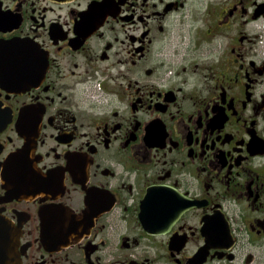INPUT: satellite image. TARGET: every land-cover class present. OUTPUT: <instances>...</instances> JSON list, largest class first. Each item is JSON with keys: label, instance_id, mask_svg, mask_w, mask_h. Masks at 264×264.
Here are the masks:
<instances>
[{"label": "flooded vegetation", "instance_id": "1", "mask_svg": "<svg viewBox=\"0 0 264 264\" xmlns=\"http://www.w3.org/2000/svg\"><path fill=\"white\" fill-rule=\"evenodd\" d=\"M256 21L264 0H0L18 264H264Z\"/></svg>", "mask_w": 264, "mask_h": 264}, {"label": "water", "instance_id": "2", "mask_svg": "<svg viewBox=\"0 0 264 264\" xmlns=\"http://www.w3.org/2000/svg\"><path fill=\"white\" fill-rule=\"evenodd\" d=\"M11 225L0 222V264H18L16 238Z\"/></svg>", "mask_w": 264, "mask_h": 264}, {"label": "rangeland", "instance_id": "3", "mask_svg": "<svg viewBox=\"0 0 264 264\" xmlns=\"http://www.w3.org/2000/svg\"><path fill=\"white\" fill-rule=\"evenodd\" d=\"M256 23H257V24H256ZM256 23L253 24L252 28H253V30H254L255 26H257V30H258V31H257V30H256V31H257L258 33H260L262 30L259 31V29H260L259 27H261V28L263 27V26H262V21H256ZM261 33L264 34V30H263ZM261 33H260V34H261ZM257 40H258V38H256V43H257ZM261 49H262V48H261V45H259V43H258V50H259V53H260V54H261V52H262Z\"/></svg>", "mask_w": 264, "mask_h": 264}, {"label": "built area", "instance_id": "4", "mask_svg": "<svg viewBox=\"0 0 264 264\" xmlns=\"http://www.w3.org/2000/svg\"><path fill=\"white\" fill-rule=\"evenodd\" d=\"M261 42L263 43V47H264V40H261Z\"/></svg>", "mask_w": 264, "mask_h": 264}]
</instances>
